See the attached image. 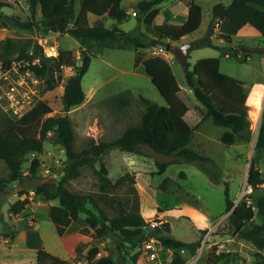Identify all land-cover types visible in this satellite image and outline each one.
I'll use <instances>...</instances> for the list:
<instances>
[{"label": "rangeland", "instance_id": "374dc122", "mask_svg": "<svg viewBox=\"0 0 264 264\" xmlns=\"http://www.w3.org/2000/svg\"><path fill=\"white\" fill-rule=\"evenodd\" d=\"M52 2L53 0H49L46 7H37L34 17L40 19L45 14H52ZM197 2L203 7L201 25L187 38L172 43L182 44L190 40L194 42L204 36L209 29L212 6L217 2L228 4L231 0ZM75 3L78 6V0H75ZM184 3V0H166L161 3L156 22H165L176 8L172 20H184L178 9V6ZM130 4L129 0L123 1L127 8H130ZM2 13L15 14L23 19L33 16L28 0H0V42L6 37H12L15 42L11 56L14 58L13 66L8 69V74L0 63V107L9 115L18 117L12 113L13 109L31 108L38 100H42L45 105L44 116L69 115L74 128L76 148L81 149L86 146L90 137L97 141L110 140L121 134L130 124L139 122L143 111L141 95L158 104H166L145 72L143 64H135L134 49L106 47L100 49L99 53L93 52L89 69L83 76L82 85L86 93L84 101L68 110L65 109L64 87L68 79L76 73V67H64L54 87L45 90V84L33 71L22 68L27 62L16 57L22 50L31 51L35 43H42L47 55H57L60 49L74 50L77 64H80V42L70 34L20 28L3 18ZM97 20H102L111 28L116 25L124 30L135 28L138 24V18L134 14L123 22L106 16H89L91 24ZM143 28L150 31V27L146 25H143ZM227 32L232 40L223 45L241 46L242 53L245 49H251V57L248 60L240 61L236 57L225 56L220 49L202 46L191 50L188 58L191 67L199 58L220 56L223 72L251 82L264 80V54L260 50L264 47V40L261 33L249 24L241 28L230 24ZM215 39L218 42V39ZM140 54L142 57H148L155 53L150 45L148 49L141 50ZM169 61L180 85L197 101L193 90L186 83L183 65L175 56ZM13 84L17 87L11 90ZM121 98L127 99L128 102L122 103ZM254 109L255 106L249 105L251 125L244 134L245 140L239 136L234 144L228 145L221 141L225 127L214 124L210 117L197 124L189 146L210 156L213 162L187 161L176 154L167 156L147 146H141V153L111 149L105 157L109 176L113 180L127 171L135 173L134 185L139 192L141 212L148 223L146 232H150L161 221L168 220L174 236L188 241L200 239V246L195 255L182 251L186 259L185 264H255L256 258L264 257V228L256 226L262 223L257 204L264 196V184L253 187V190L244 196L245 184L248 182L252 166L264 174V149L255 146L264 115V98L258 118L252 116ZM34 157H39L41 162L36 174L32 175L30 165ZM65 161V150L57 141L54 130L50 131L42 152L26 154L22 164V177L12 181L0 192V264H35V253L40 245H27L30 241L27 237L28 231L36 234L38 241L42 240L41 247L69 259V264H89L84 254L91 247H99L98 256L114 252L117 248V243L112 238L94 237L92 232L85 230V212L80 213V217L70 224L63 235L58 234L54 222L49 217L50 205L58 200L44 198L42 194L35 192V187L42 183L55 185L63 174ZM158 161L168 163L163 173H158ZM6 174V164L0 160V176ZM96 182L98 179L93 171L86 169L80 178L72 181L71 187L87 191L95 189ZM128 187L129 185L123 186L120 193H126ZM226 187L229 197L234 201L233 207L245 200L255 208L254 216L245 222L241 230H235L229 222L231 211L227 210ZM25 197L29 198V204L20 213H12L10 206ZM152 220L158 221L155 226L151 224ZM200 229L207 231L201 232ZM81 242L85 243V246L83 254L79 256L76 247ZM220 251H232L238 256L229 262L220 260L214 263V256ZM136 252L139 253L137 264H170L175 253L174 249L164 247L159 249L155 258H151L142 243L135 249L122 248L126 264H132L131 256Z\"/></svg>", "mask_w": 264, "mask_h": 264}, {"label": "trees", "instance_id": "16d2710c", "mask_svg": "<svg viewBox=\"0 0 264 264\" xmlns=\"http://www.w3.org/2000/svg\"><path fill=\"white\" fill-rule=\"evenodd\" d=\"M28 1L32 18L23 19L15 14L2 13L3 18L24 29L70 34L80 42V64H77L74 50L60 49L57 55H47L40 43H35L31 51L22 50L16 57L27 62L22 68L32 70L45 84V90L54 87L64 67H76V73L68 79L64 87L65 109L68 110L84 101L86 93L82 85L83 76L89 69L94 53H99L100 49L106 47L134 49L135 64H143L145 72L166 104H158L141 95L143 111L139 122L130 124L121 134L110 140L97 141L90 137L86 146L81 149L76 148L74 128L69 115L44 116L45 105L42 100H38L19 117L9 115L0 107V160L4 161L7 167V174L0 176V192L12 181L22 177V164L26 154L42 152L47 134L54 130L56 139L66 154L63 174L53 186L38 184L35 192L48 200H58L49 207V217L54 222L58 234L63 235L70 224L80 217V213L85 212L87 226L84 228L87 232H92L94 237L112 238L117 243L114 252L99 256L98 246L88 249L84 255L89 264H126L122 248L135 249L148 235L156 236L164 247L174 249L170 264H185L183 252L195 255L200 246V239L188 241L174 236L168 220L161 221L150 232H146L148 223L141 212L139 192L134 185L135 173L127 171L113 180L109 176L105 157L111 149L141 153V146H147L158 153L167 156L176 154L187 161L213 162L210 156L189 146L196 125L190 123L186 114L190 109H194L201 118L198 123L210 117L214 124L225 127L221 141L228 145L234 144L239 136L245 138V132L250 129L247 98L252 84L223 72L220 68V56L199 58L192 67L188 61L183 65L186 83L193 90L197 102L180 85L167 56L152 54L142 57L140 54L141 50L148 49L150 45L172 43L197 30L203 18V7L197 0H184L188 7L185 21L160 23L156 22V17L160 12L161 3L166 0H139L135 8L141 21L134 29L125 33L106 26L102 20L93 24L89 22L90 14L99 18L106 16L117 22L127 20L131 14L122 5L123 0H78V6L75 0H53V13L45 14L40 19L34 17L35 11L39 6L46 7L49 0ZM211 13L208 32L194 41L195 47L212 46L240 61L248 60L251 49L243 50L244 57L241 58L237 56L241 46H220L214 43L210 38L212 26L217 18H228L237 28L247 24L253 26L264 40V0H231L228 4L217 2L212 6ZM142 23L150 27V31L142 29ZM223 36L228 42L231 41L229 34ZM14 49L15 42L12 37H6L0 42V63L4 70L12 67L14 58L11 56ZM121 102L127 103L128 100L121 98ZM255 146L264 149V115ZM40 162L39 157L33 158L30 165L32 175L36 174ZM167 165L166 161H158V173H163ZM86 169H91L97 177L96 188L87 191L73 189L72 181L80 178ZM248 182L254 188L258 187L264 184V174L252 166ZM125 185L129 187L126 193L121 194L120 190ZM225 193L227 210L231 211L229 222L235 230H241L245 222L254 216L255 208L245 200L233 207L234 201L229 197L228 187ZM29 202L28 197L18 199L10 206V210L18 214ZM257 209L262 223L256 226L263 229L264 196L258 200ZM200 231L206 232L207 229ZM79 244L76 253L80 256L83 254L85 243ZM138 255L136 252L131 256L132 264H137ZM237 256V253L232 251H220L214 256L213 262H229ZM69 263V259L44 247L36 250L35 264ZM255 264H264V257L256 258Z\"/></svg>", "mask_w": 264, "mask_h": 264}, {"label": "crops", "instance_id": "0c3cea01", "mask_svg": "<svg viewBox=\"0 0 264 264\" xmlns=\"http://www.w3.org/2000/svg\"><path fill=\"white\" fill-rule=\"evenodd\" d=\"M124 1V0H123ZM123 1H122V5H123ZM130 1V8H127V7H125L124 5V7L127 9V11L130 13V14H134L137 18H138V23L141 21V18H139L138 17V14H137V12H136V10H135V5L137 4V2L139 1V0H129ZM133 4V5H132ZM178 9L180 10V12H181V15L184 17V20H182L181 22H183V21H185V19L187 18V15H188V7H187V5L184 3L183 5H179L178 6ZM161 10V9H160ZM177 11V8H176V10H175V12ZM135 12V13H134ZM175 12L174 13H171V14H169V16L167 17V20L166 21H168V22H175V21H173L172 19V17H174V14H175ZM90 15H93V14H90ZM89 15V16H90ZM94 16H96V15H94ZM96 17H98V16H96ZM170 17V18H169ZM202 20H203V18H202ZM158 23V22H157ZM202 23V22H201ZM233 25L231 22H230V20L228 19V18H222V24H221V26H222V29H223V33L222 34H220V35H217V34H214V35H210V38H211V40L214 42V43H216L217 45H220V46H225V45H223V43H225L227 40L224 38V36H223V34H229L230 35V33L229 32H227V28L229 27V25ZM138 25V24H137ZM143 23L141 24V27H142V29H144L143 28ZM234 26V25H233ZM115 28L119 31V32H121V33H125V32H128V31H130V30H132V29H134V28H132V29H130V30H124V29H122V28H119L118 26L116 27V25H115ZM189 36V34H187V35H185V36H183L182 37V39L183 38H187ZM231 36V35H230ZM215 38H217L218 39V42H217V40L215 39ZM231 40H232V37H231ZM191 41V40H190ZM193 41V40H192ZM228 42V41H227ZM261 52L264 54V47H262L261 49ZM211 56H213V55H211ZM225 56H228V57H230L228 54H225ZM251 57V56H250ZM140 64H142V63H139L138 65H140ZM220 68H221V66H220ZM236 77V76H235ZM238 78V77H237ZM239 79H242V78H239ZM242 80H245V81H247V82H249V83H251L252 84V87H251V91H252V89L256 86V85H259V86H263L264 87V80H255V81H248V80H246V79H242ZM182 86V85H181ZM182 88H184L183 86H182ZM250 91V92H251ZM249 95H250V93H249ZM249 97V96H248ZM263 98H264V94H263V96H262V101H263ZM247 104H249L248 103V98H247ZM249 105H251V104H249ZM252 106V105H251ZM189 114V118H187V115ZM186 118L190 121V123L192 124V125H196L197 126V123H198V121H200L201 120V118L200 117H198V115H197V113H196V111L194 110V109H190L188 112H187V114H186ZM196 126H195V129H194V131H196ZM194 133V132H193ZM29 233H27V237L30 239V241H28V244L27 245H31V246H36V245H40V247L42 246V243H41V241L42 240H40V241H38L37 240V238H36V234H33V233H30V231H28ZM33 234V235H32ZM39 242V243H38ZM39 247V248H40Z\"/></svg>", "mask_w": 264, "mask_h": 264}, {"label": "built area", "instance_id": "2783aa9c", "mask_svg": "<svg viewBox=\"0 0 264 264\" xmlns=\"http://www.w3.org/2000/svg\"><path fill=\"white\" fill-rule=\"evenodd\" d=\"M221 24H222V18H217L215 23H214V25L212 26V31H211L210 35H214V34L220 35V34H222L223 33V29H222ZM151 47L153 48V52L155 54H163V55L167 56L169 59L174 56L173 53L171 51H169L168 48L166 47V45L163 44V43L153 44V45H151ZM237 56L241 57V58L244 57L242 52L237 53ZM247 58H249V57H247ZM12 66H13V62H12ZM27 70H30V69H27ZM5 71H8L7 74L9 73L8 69H6ZM30 71H32V70H30ZM16 87L17 86L15 84L11 85V90L16 89ZM29 109H30L29 107H26L23 110L13 109L12 113L15 116L19 117V116L23 115ZM245 188L246 189L244 190L245 191L244 192V196H247L253 190V186H252L251 183L246 182ZM157 222L158 221L152 220L151 224L155 226L157 224ZM143 246L146 248L147 251H149V253L151 255V258H155L156 253L159 251V249L164 248V246L162 245L160 240L154 235H148L143 241Z\"/></svg>", "mask_w": 264, "mask_h": 264}, {"label": "water", "instance_id": "95a60500", "mask_svg": "<svg viewBox=\"0 0 264 264\" xmlns=\"http://www.w3.org/2000/svg\"><path fill=\"white\" fill-rule=\"evenodd\" d=\"M165 45L182 65H185L188 62L190 52L195 47L193 41L185 42L182 44L165 43Z\"/></svg>", "mask_w": 264, "mask_h": 264}, {"label": "bare ground", "instance_id": "6f19581e", "mask_svg": "<svg viewBox=\"0 0 264 264\" xmlns=\"http://www.w3.org/2000/svg\"><path fill=\"white\" fill-rule=\"evenodd\" d=\"M264 94V87L256 85L248 97V103L255 106V109L252 113L253 118H258L259 110L262 106V96Z\"/></svg>", "mask_w": 264, "mask_h": 264}]
</instances>
